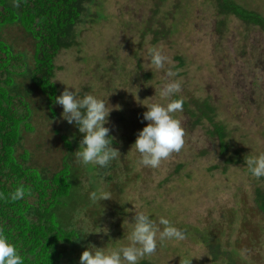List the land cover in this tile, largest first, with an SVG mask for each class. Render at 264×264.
I'll return each instance as SVG.
<instances>
[{"label": "rangeland", "instance_id": "374dc122", "mask_svg": "<svg viewBox=\"0 0 264 264\" xmlns=\"http://www.w3.org/2000/svg\"><path fill=\"white\" fill-rule=\"evenodd\" d=\"M235 1L264 17V0ZM216 5V0H100L91 9L93 18L79 26V46L58 55L56 83L61 93L67 85L81 96L92 93L108 101L114 110L105 126L121 154L118 162L125 159L117 173L122 172L121 178L111 186L98 182L99 190L112 199L98 203L101 212L90 207L76 217L90 235L85 249L73 255H79L78 261L89 245L127 243L122 239L130 226L124 221L132 222L136 210L157 223L165 217L186 235L183 241H165L139 264H213L199 240L204 232L216 233L218 243L237 248L244 264H264V215L255 204L256 189L264 191V178L252 177L245 163L246 156L264 153V32L232 15L219 16ZM154 31H159L157 41ZM153 47L168 58L163 69L148 62ZM169 70L176 75L168 77ZM170 80L181 83L172 99L179 97L191 108L194 99H209L214 105L215 121L228 134L227 153L211 133V122L196 123L182 107L173 114L185 132L182 149L156 169L137 164L139 155L130 151L148 124L143 104L166 103L159 90ZM57 108V120L39 123L41 131L26 142L42 164L59 161L61 142L53 131L67 133L63 108ZM82 180L89 188V178ZM93 211H99L97 217Z\"/></svg>", "mask_w": 264, "mask_h": 264}, {"label": "trees", "instance_id": "16d2710c", "mask_svg": "<svg viewBox=\"0 0 264 264\" xmlns=\"http://www.w3.org/2000/svg\"><path fill=\"white\" fill-rule=\"evenodd\" d=\"M99 2L0 0V193L4 194L0 199V228L21 251L25 264H79V255H73L88 245L90 235L78 226L76 217L90 207L100 208L101 212L99 201H90L89 193L98 192L99 181L111 186L115 178L122 177V172L117 173L124 156L107 168L76 162L74 153L83 136L74 124H66L67 133L53 131L61 142L55 165L42 164L26 147L29 135L41 131L39 123L45 125L59 117L54 104L55 97L61 94L56 83V59L63 50L79 46V26L93 18L91 9ZM216 2L219 16L232 15L247 25L260 26L264 32V17L258 12L235 0ZM98 16L102 18L99 13ZM160 32L165 34L164 30ZM153 33L157 41L159 31ZM193 105L195 108L183 101L182 107L196 123L204 119L211 122V133L218 137L221 152L227 153L228 134L226 127L215 121L214 105L209 99H194ZM84 176L89 178V188L84 186ZM20 185L27 194L22 200H11L9 194ZM255 196V204L264 215V191L257 188ZM98 214L99 211L92 212L93 216ZM217 236L204 232L199 238L212 263L244 264L239 259L240 251L218 243Z\"/></svg>", "mask_w": 264, "mask_h": 264}, {"label": "clouds", "instance_id": "9594fccd", "mask_svg": "<svg viewBox=\"0 0 264 264\" xmlns=\"http://www.w3.org/2000/svg\"><path fill=\"white\" fill-rule=\"evenodd\" d=\"M148 62L159 70L168 63V58L159 49L153 47L148 51ZM167 75L171 78L176 73L169 70ZM69 89H75V91ZM180 91L181 83L178 80H170L159 90L161 100L167 101L166 103L143 104L147 108L143 114V120L148 124L138 133L130 151L139 155L138 165L156 169L171 153L179 152L184 146V129L181 121L173 115L182 110L183 100L172 99ZM54 104L62 106L63 120L69 125L74 124L83 136L78 151L74 153L78 164L107 168L121 155L113 147L114 139L110 136L111 129L105 126L109 123L108 118L114 110L109 106L108 101L106 103L104 99L92 93L81 96L75 87L66 85L64 91L55 97ZM245 163L252 177L258 180L264 178V153L246 156ZM26 194L25 187L20 185L9 195L11 200L18 201L24 199ZM3 198L4 194L0 193V199ZM110 199H112L111 194L103 189L89 193V200L93 202ZM125 224L130 226V231L122 239L127 243L114 247L108 244L102 248L89 245L88 249L83 251L79 264H139L144 257L156 253L158 246L163 245L165 241L186 239L185 232L174 226L167 218L160 217L157 223L143 211L135 210L132 222L126 219ZM159 225L163 226L162 230ZM101 232L107 234V230ZM0 264H25L21 251L2 228H0ZM185 264H192V260L186 261Z\"/></svg>", "mask_w": 264, "mask_h": 264}]
</instances>
